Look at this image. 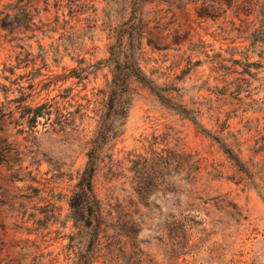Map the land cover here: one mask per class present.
I'll return each mask as SVG.
<instances>
[{
  "label": "rangeland",
  "instance_id": "374dc122",
  "mask_svg": "<svg viewBox=\"0 0 264 264\" xmlns=\"http://www.w3.org/2000/svg\"><path fill=\"white\" fill-rule=\"evenodd\" d=\"M31 1L34 33L0 27V111H14L0 122V264H264V200L256 192L264 195V111L249 109L264 100V59L249 41L257 18L247 4L234 13L231 0ZM10 2L0 0V11ZM137 30L144 70L207 128L222 129L245 171L133 84L128 110L113 115L125 122L122 133L94 176L107 226L95 236L71 219L68 201L111 78V36L135 38ZM72 69L80 82L61 78ZM46 77L60 79L36 101L62 88L79 92L67 109L89 117L74 131L52 133L39 118L28 132L15 104L5 103Z\"/></svg>",
  "mask_w": 264,
  "mask_h": 264
},
{
  "label": "trees",
  "instance_id": "16d2710c",
  "mask_svg": "<svg viewBox=\"0 0 264 264\" xmlns=\"http://www.w3.org/2000/svg\"><path fill=\"white\" fill-rule=\"evenodd\" d=\"M231 1L234 13L240 10L246 11V7L242 4H247L249 13L255 14L257 27L250 33L249 41L251 45L258 46L257 54L259 58L264 59V0ZM33 12L34 6L31 0H12L0 11V27L11 31L16 29L20 34H25L27 31L34 33L37 29V24L34 20ZM138 30L135 38L132 31L126 34L116 33L114 36H111L112 41L108 50L109 57L104 59L109 68L111 78L107 81L105 89L101 91L99 99L95 100L97 105H95L93 135L89 140L88 149L85 153V164L78 175L74 190L68 201L71 219L75 223L81 222L83 227L92 230L95 236L103 230V227L107 230V226L101 222L100 199L94 190L93 180L100 167L104 153L113 147L117 136L122 133L121 129L125 122L115 120L113 115L124 114L126 113L124 110H128L133 84L148 90L163 106L175 110L178 114L188 118L196 126L198 132L215 141L220 146L234 166L238 167L241 171H245L243 170L245 164L241 157V152H237L231 144L227 143L223 130L211 131L207 128L202 122L198 111H190L181 102L173 101L174 97L171 95V92H168L165 86L157 84L155 79L144 70L140 64L139 53L136 52V50L139 51L141 45ZM25 37L27 36L25 35ZM18 47L23 49L22 46ZM29 47L31 49L30 45ZM126 50L129 51V54H126ZM251 52L256 53V51ZM29 54L30 50L27 51L25 56L28 57ZM19 55L24 54L20 53ZM21 59V57H18V60L28 62V58L25 60ZM78 62L81 64L84 63V60H78ZM250 64H257L258 67H261L260 63L251 62ZM9 69L13 70L14 67ZM70 77L79 79V82L83 79L77 69H72L67 75H61L62 79ZM34 79L36 78H33L28 84L29 93L25 92V87L20 86L18 97L7 100V96H5V103L15 104V109L19 111V118L28 124V132H32L39 124V118H44V126L49 125L52 133L59 134L66 133L68 130L74 131L77 119L82 120L85 117H89L86 111H81L80 108L74 111L67 109L72 101L77 102L78 98H81L78 95L79 92L70 96L73 90L72 87L70 89L62 88L55 96L45 98L43 101H36L35 99L40 98L42 92H48V89L52 85H55L56 81L60 78L46 77L36 83H34ZM0 85L6 88L5 85ZM38 86H40L39 89ZM34 96L36 98H33ZM251 102H254V100H251ZM78 106H80L79 103ZM249 109L252 113L264 111V100L258 106H249ZM13 112L10 109L6 114L4 109H1L0 122L4 121L3 117L5 115L12 114ZM90 118L92 117L90 116ZM246 173H248V178L254 173L251 163H246ZM254 185L257 186L259 184L254 183ZM256 192L264 200V195L258 190Z\"/></svg>",
  "mask_w": 264,
  "mask_h": 264
}]
</instances>
